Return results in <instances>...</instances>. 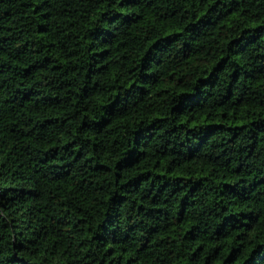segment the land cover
Returning <instances> with one entry per match:
<instances>
[{"label":"trees","instance_id":"1","mask_svg":"<svg viewBox=\"0 0 264 264\" xmlns=\"http://www.w3.org/2000/svg\"><path fill=\"white\" fill-rule=\"evenodd\" d=\"M0 264H264V0H0Z\"/></svg>","mask_w":264,"mask_h":264}]
</instances>
